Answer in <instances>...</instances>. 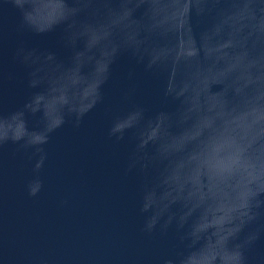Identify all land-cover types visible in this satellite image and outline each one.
I'll list each match as a JSON object with an SVG mask.
<instances>
[{
    "label": "water",
    "instance_id": "water-1",
    "mask_svg": "<svg viewBox=\"0 0 264 264\" xmlns=\"http://www.w3.org/2000/svg\"><path fill=\"white\" fill-rule=\"evenodd\" d=\"M0 264H264V0H0Z\"/></svg>",
    "mask_w": 264,
    "mask_h": 264
}]
</instances>
